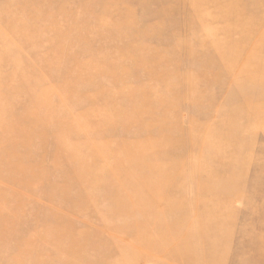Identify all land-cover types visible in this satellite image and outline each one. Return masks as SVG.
<instances>
[{"label":"rangeland","instance_id":"rangeland-1","mask_svg":"<svg viewBox=\"0 0 264 264\" xmlns=\"http://www.w3.org/2000/svg\"><path fill=\"white\" fill-rule=\"evenodd\" d=\"M0 264H264V0H0Z\"/></svg>","mask_w":264,"mask_h":264}]
</instances>
